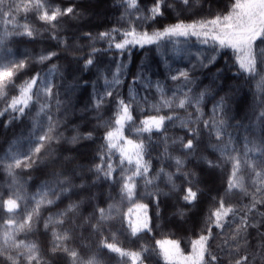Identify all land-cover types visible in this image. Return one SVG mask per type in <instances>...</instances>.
<instances>
[{
    "label": "trees",
    "instance_id": "16d2710c",
    "mask_svg": "<svg viewBox=\"0 0 264 264\" xmlns=\"http://www.w3.org/2000/svg\"><path fill=\"white\" fill-rule=\"evenodd\" d=\"M244 1L0 0V264H264Z\"/></svg>",
    "mask_w": 264,
    "mask_h": 264
},
{
    "label": "rangeland",
    "instance_id": "374dc122",
    "mask_svg": "<svg viewBox=\"0 0 264 264\" xmlns=\"http://www.w3.org/2000/svg\"><path fill=\"white\" fill-rule=\"evenodd\" d=\"M241 7V10L238 11V18L231 28L230 26L222 25L208 32H212L216 37H223L228 43H232L237 48H241L245 38L247 39L251 34L258 31L261 27H264V0L244 1ZM114 137L115 139L112 143L119 141L116 134ZM125 149V153L128 151L131 152L132 150L128 146ZM169 250H171V253L165 250L164 256L166 258L169 256L176 258L179 264H197L201 256V247L199 246L189 256L180 255L176 247H170Z\"/></svg>",
    "mask_w": 264,
    "mask_h": 264
}]
</instances>
